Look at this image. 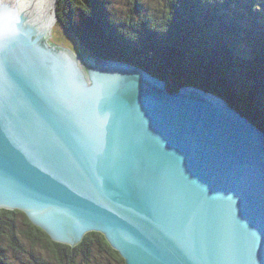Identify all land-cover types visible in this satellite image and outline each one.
Segmentation results:
<instances>
[{"label":"water","instance_id":"water-1","mask_svg":"<svg viewBox=\"0 0 264 264\" xmlns=\"http://www.w3.org/2000/svg\"><path fill=\"white\" fill-rule=\"evenodd\" d=\"M5 8L0 209L70 246L99 232L125 264H264L255 126L133 65L39 46Z\"/></svg>","mask_w":264,"mask_h":264},{"label":"trees","instance_id":"trees-1","mask_svg":"<svg viewBox=\"0 0 264 264\" xmlns=\"http://www.w3.org/2000/svg\"><path fill=\"white\" fill-rule=\"evenodd\" d=\"M232 1L234 0H170L168 11L170 13L172 11L175 22L174 26H177V28L173 27V29L176 32L178 31L179 35L183 38L180 42L173 41V44L178 46V48L175 53H169H173V55L178 53L179 56H184L182 58L186 62V65L190 67L195 65L197 69H207L208 72L210 71L209 73H213L214 77L211 78L209 77L211 75L204 72L212 80L209 81V88L206 89L214 93L218 91L222 93L221 87L227 85L237 90L236 94L231 97L229 91L226 89L228 95L224 94L223 96L229 103L228 105L238 112L243 113V111H246L244 108L246 106L244 104L246 103L244 101L247 100L250 103H256L260 109H264L262 107L264 105V12L263 9L261 12H255V7H264V0H258L257 4L252 0L250 8L247 7L248 5L237 7L234 4L230 7ZM67 2L68 0H60L58 2V22L62 23L69 34L79 41L78 45L82 49L88 50L90 54L98 59L121 63L123 61L130 62L131 60L138 64L136 65L138 68L141 69L139 64L143 66L142 69L149 74L150 72L153 74L156 72L154 71V67L157 66L156 59L154 58L149 61L150 63H155L152 66L146 64L143 58L148 61L149 57H146L145 54L140 55L136 53L135 42L129 40L131 44L126 39L117 40L112 35L102 38L98 35L101 29L91 27L85 31L84 28H78V23L73 24L72 21L68 25L64 24L62 17H65L66 11L68 12L66 4H64ZM80 2H82V5L80 3L79 8L85 9L86 12H88L87 10H94L92 7L89 8L87 1L80 0ZM237 2L243 4L245 0H237ZM61 8L65 11L60 10ZM250 11L254 12L250 13ZM207 16L210 18L211 24ZM223 19V23H228H226L228 25L226 29L219 27V20ZM159 22L160 20H158ZM255 22L260 23L256 25ZM231 23H236V25L232 26ZM240 25L247 26V28H241ZM161 26L151 31L154 33H165V30ZM229 31L234 32L231 35L229 44L234 46V43H236L232 41L234 39L235 41H239L242 46H245L248 51L247 55L243 53L241 55L249 61L246 62L245 59L237 60L238 55H236V61H234V64L237 66L234 70H237L238 66L241 67L238 69L241 72L239 78L241 80L244 78L242 80L243 83H246L244 85L238 86L235 83H225L228 79L226 72L223 73L217 70V64L222 63L221 61L225 60L226 55L225 49L222 46L225 42L221 36L228 37ZM135 34H137V30H135ZM218 38L223 39L221 43ZM139 48L140 46H137V49ZM147 50L152 51L150 47L146 49V53ZM112 54L116 58H112ZM150 56L152 57V55ZM161 60L166 65H171L173 71L174 68L176 69L173 56L164 55ZM177 63L178 61H176ZM132 64L129 63V65ZM225 64L228 65V62L226 61ZM243 66L249 69L244 71L242 69ZM178 67H180L179 63ZM162 70L164 73L162 78H164L168 75L169 71ZM230 70L232 71L233 69ZM191 72L194 75L196 74L194 70ZM192 73L191 77L193 78L194 75ZM252 74L253 76H250ZM156 77L161 79L160 75ZM191 83L192 80L190 79L189 81H185L181 86L187 87ZM181 86L174 88L167 85V88L169 91L175 93ZM260 91H263V93ZM262 116L263 114L259 117ZM261 128L263 129L262 126ZM93 256L95 257L93 258ZM0 264H125V262L119 253L110 247L104 235L99 232H89L80 243L70 246L53 241L47 233L34 225L23 212L0 209Z\"/></svg>","mask_w":264,"mask_h":264},{"label":"rangeland","instance_id":"rangeland-1","mask_svg":"<svg viewBox=\"0 0 264 264\" xmlns=\"http://www.w3.org/2000/svg\"><path fill=\"white\" fill-rule=\"evenodd\" d=\"M59 1L60 0H56V3H55L56 24L51 28L50 34L48 35L45 34L46 36H49L48 38L46 37V39L44 40L45 44L48 45V47L55 45L59 47L64 46V47L70 48L74 53L78 54L79 56L83 58L89 57V56L92 57L91 55H89L90 52L88 50L82 49L78 45L79 41L75 39L74 36L72 37L69 34L68 30H66V28L63 27V24L58 22L59 20L57 16L58 14L57 5ZM84 1H87V5L89 6V8L92 7L94 10L92 11L87 10L88 12H86L85 9L79 8L80 3L82 5V2H80V0H68L67 3H64L66 4V8L68 9V12L67 11L65 12V17H62L63 19L62 22H64V24L68 25L69 22L72 21L73 24L78 23L79 24L78 28H84L85 31L91 27L101 29L99 34L98 33L97 34L100 35L102 38L103 37L105 38V36L112 35V37L117 40L126 39L129 43H131L129 40H131L132 42H135L136 45L134 46L136 48V53L140 55L145 54L146 57H149L148 61L145 58H143L144 59L143 61L146 62V64H148L149 66H152L155 63L154 62L150 63L149 61L153 60L154 58L156 59L155 61H157L156 64L159 70L157 69V66H155L154 71L156 72L154 74L150 72V74L153 75V77H155L156 79H158L156 76L160 75L164 83H166L167 81L166 86L168 85L169 87L177 88L181 86L185 81L187 80L189 81L191 79L192 80L191 84H188V85L186 84L187 87L181 86L180 89L193 88L195 90L203 92L204 94H209L216 98L219 97L222 99V101L225 104L226 103L229 104L223 96L224 94L228 95L227 90L229 91L231 97H233L236 94L237 90H235L232 87H228L227 85L224 87H221L222 93L220 91H218L217 93H214L206 89V88H209L208 86L209 81H212L210 80L209 77L213 78L214 74L209 73L207 69H204L205 71L202 70V68L197 69L195 65H193L192 67H190L189 65H186V62L182 58L184 56H179L178 53L173 55V53H175L178 48V46L173 44V41L176 40L180 42L183 37L179 35L180 33L178 31L176 32L173 29V27L177 28V26H174L175 22L173 19L172 11L171 13L170 11H168L170 0H84ZM254 1L256 4L259 2L258 0H254ZM251 3H252V0H245L243 4L238 3L237 0H234L230 3V7H232L234 4L237 7H240L242 5L243 6L248 5L247 7L250 8ZM97 4H99V6H97ZM195 8L197 7L195 6ZM255 8H256L255 12H261L262 9L264 12V7H255ZM60 10H62L63 12L65 11L63 8H61ZM253 12L254 11H250V13H253ZM258 17L260 18L259 15ZM158 20H160L159 23H158ZM259 23L260 22H255L256 25ZM160 25H162L161 28L165 30V33H160V32L154 33L151 31V30L158 29ZM231 25L232 26L236 25V23H231ZM168 26L170 27L167 28ZM219 27L223 28L222 26H219ZM226 27H228V25ZM240 27L247 28V26H241V25ZM135 30H137V34H135ZM232 32L230 31L228 32V37L234 34V32L233 33ZM218 40L221 43L223 39L218 38ZM235 42L236 43H234V46L240 44L239 41H235ZM225 44H223L222 46L225 47L226 46ZM137 46H140V48L137 49ZM149 47L152 49V51L147 50V53H146V49H149ZM230 50H233V49L230 48ZM141 51H143V53H141ZM169 52H173V53H169ZM231 52H232V55H230L231 58L228 61V65L225 64L226 61L220 64H217L218 65L217 70L222 71L223 73L226 72L228 79L226 80L225 83H229V84L235 83V85H238V86L244 85L246 84L242 82L244 78H242V80L239 78V75L241 74V72H239L238 69H240L241 67L238 66L237 70H234V68L237 67L234 64V61H236L235 60L236 55H233V51ZM150 55H152V57ZM164 55L173 56L175 65H176V69L174 68V71L171 69L172 68L171 65L168 66L163 60H161V58ZM111 57L116 58L113 54L111 55ZM185 57H189V56H185ZM238 59H245V57L240 54L238 55ZM245 60L246 62L249 61L247 59ZM176 61H178L180 67H178V63L176 64ZM112 62H115V61H112ZM129 63H133L132 64L133 66L138 65L136 62L131 61V60L130 62L123 61V64L129 65ZM139 66L143 68V66H141L140 64ZM162 69L169 71L168 75L164 78H162L164 74ZM230 69H233V70L231 71ZM242 69L246 71L249 68L243 66ZM192 70L196 72L195 75L191 72ZM204 72L211 76L208 77ZM191 73L194 75L193 78L191 77L192 76ZM250 76H253V74ZM180 89L178 91H180ZM260 92L263 93V91H260ZM244 102L246 103L244 104L246 105L244 108L246 109L247 112L243 111V113H241V112H238L234 108L233 110L237 112L240 116L245 118L251 125L255 126L262 133L263 138H264V109H260L256 103H250L248 100ZM262 107H264V105ZM262 114L263 116L259 117ZM261 126L263 127V129L261 128ZM87 233L84 234L80 242L82 241V239L85 237ZM94 257L95 256H93V258ZM103 261L105 260L103 259Z\"/></svg>","mask_w":264,"mask_h":264},{"label":"bare ground","instance_id":"bare-ground-1","mask_svg":"<svg viewBox=\"0 0 264 264\" xmlns=\"http://www.w3.org/2000/svg\"><path fill=\"white\" fill-rule=\"evenodd\" d=\"M4 2L5 0H0V8H5ZM55 3L56 0H6V12L3 18L11 26H18L21 21V29L26 31L29 27L32 35L29 40L34 43L37 41L41 46L40 44L44 42L46 37H49L46 35L50 34L51 28L56 24ZM141 71L145 70L141 68ZM149 76L153 77L151 74ZM159 81L164 82L162 79H159Z\"/></svg>","mask_w":264,"mask_h":264}]
</instances>
